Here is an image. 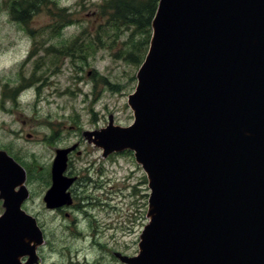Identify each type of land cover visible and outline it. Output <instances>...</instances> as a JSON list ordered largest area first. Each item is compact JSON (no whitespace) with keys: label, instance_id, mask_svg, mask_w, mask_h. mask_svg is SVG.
Segmentation results:
<instances>
[{"label":"water","instance_id":"1","mask_svg":"<svg viewBox=\"0 0 264 264\" xmlns=\"http://www.w3.org/2000/svg\"><path fill=\"white\" fill-rule=\"evenodd\" d=\"M152 29L129 96L135 122L99 135L107 152L135 150L152 190L131 261L264 264V0H159ZM74 148L57 150L54 186ZM9 164L0 264H32L43 237L34 218L12 217Z\"/></svg>","mask_w":264,"mask_h":264},{"label":"rangeland","instance_id":"2","mask_svg":"<svg viewBox=\"0 0 264 264\" xmlns=\"http://www.w3.org/2000/svg\"><path fill=\"white\" fill-rule=\"evenodd\" d=\"M18 1L0 0V157L16 153L21 160L34 165L37 179L43 181L48 176L56 148L78 144L81 154H75L71 159L72 168L80 171L90 167L88 173L92 178L116 179L118 185L130 178L129 172L133 176L128 183L136 185L139 179L144 180L143 169L136 164L132 152H121L106 160L97 147L101 140L99 135L109 129L110 115L116 126H127L134 119L128 95L136 89L141 64L130 61L127 55L117 54L125 53L131 29L116 31L106 26L101 15L103 0H51L61 12L70 13L68 20L59 18L57 12L48 10L49 5L42 4L29 25L23 26L11 15V8ZM63 22L68 23L58 30V25ZM32 30L34 36L30 33ZM82 34L84 46H74L72 55L75 57L65 56L68 50L63 49L68 48L71 38ZM138 37L140 35H135ZM98 40L104 46L99 45ZM50 47L59 51L51 52ZM32 49L34 53L30 54ZM27 55L36 56L21 66ZM49 66L51 70L46 72L51 73L47 79L49 85L41 92L44 99L33 102L36 83L19 98L14 91L21 85L20 77L23 74L30 76L35 70L39 73L40 67L39 76ZM92 69L97 71L93 76L88 73ZM99 173H103L100 178ZM117 202L120 205L119 199ZM138 203L142 212H148L142 197ZM47 218L53 233L49 237L55 242L52 252L45 249L48 263L68 264L67 249L73 254L90 242L83 241L76 233L71 236L68 232L63 233V229L56 232L55 226L66 224V220L54 219L51 215Z\"/></svg>","mask_w":264,"mask_h":264},{"label":"flooded vegetation","instance_id":"3","mask_svg":"<svg viewBox=\"0 0 264 264\" xmlns=\"http://www.w3.org/2000/svg\"><path fill=\"white\" fill-rule=\"evenodd\" d=\"M35 56L27 55L20 65L25 66ZM51 56L50 63L53 66L54 59L53 55ZM65 56L75 57V55ZM51 66L47 67L39 76L37 75L42 70L40 67H38L39 73L35 70L30 76L23 74L20 77L21 85L14 91L18 97L21 98L22 93L36 83L37 86L32 100L34 103H39L41 99H44L41 92L49 85L47 79L51 73L46 72L51 70ZM81 70H84V66ZM96 72L95 69H92L88 73L93 76ZM76 78L79 79L78 76ZM94 87L96 88V81H94ZM110 117L113 120L111 119V125L109 124V126H116L114 117L112 115ZM73 146L75 148L69 152L66 169L62 173L65 181L61 180L57 186H54L52 177L53 163L49 168L46 179L40 181L37 179L34 165L28 160H21L16 153L15 155L12 153L25 172L24 182L18 183L14 187L13 193H11L15 198V205L16 202L20 204L23 213L14 212L12 217L28 216L34 218L44 238L42 244L36 247L37 258L32 264H49V256L45 254V249H48L49 252L54 250L55 242L49 237L53 233L50 232L48 215H51L54 219L62 218L66 220V224L61 223L58 227L55 226L57 228L56 232L63 229V233L68 232L70 236L76 233L83 241L90 242L85 247L75 250L73 254L71 249H67L68 264H133L131 260L140 251V237L149 222L147 210L145 215L142 212V206L138 203L139 198L142 197L145 200V205H148L149 187L147 177L143 174L145 176L144 180L139 179L136 185L128 183L133 176L132 172L128 174L130 178L119 185L116 183V179H94L88 173L90 167L79 171L70 166L73 156L81 154L80 145L78 144L56 148L54 159L58 149ZM97 147L102 151V156L106 160L118 153L130 152L129 150L118 152L113 149L107 152L102 144H98ZM102 176L103 173H99V178ZM50 191H52L51 196L47 198ZM118 199L120 205H117ZM4 202V197L0 191V217L5 215L6 206ZM79 216L81 217L80 220ZM135 235L136 237H134ZM90 253H93L94 256L88 257L87 254ZM28 258V256H25L21 261L27 263Z\"/></svg>","mask_w":264,"mask_h":264},{"label":"trees","instance_id":"4","mask_svg":"<svg viewBox=\"0 0 264 264\" xmlns=\"http://www.w3.org/2000/svg\"><path fill=\"white\" fill-rule=\"evenodd\" d=\"M103 2L104 4L101 5V15L103 16L106 26L109 28L112 27L116 31L119 29H131L132 31L131 37L125 43V53L123 54L120 52L117 54L127 55L130 61L139 62L141 64L148 50L152 20L157 10L159 0H103ZM42 4L49 5L48 10L57 12L59 18H66L68 20V15H70V13L63 10L62 14L61 10L57 8L56 3L51 0H19L16 6L12 7L11 15L15 21L21 23L23 26H27L32 21L33 16L41 9ZM67 23L68 22H63L59 24L57 29L64 28ZM30 33L34 36L33 30L30 31ZM137 34L140 35L138 39L135 38ZM82 39L83 34L71 38L68 43V48L63 49L68 50L65 51V53L72 55L74 54V46H84L85 41ZM97 42H99V45L104 46L101 40ZM114 43L115 42H113V44ZM48 50L51 52L59 51L53 47H50ZM29 53L33 54L34 50L32 49ZM135 55L140 56L137 57Z\"/></svg>","mask_w":264,"mask_h":264},{"label":"bare ground","instance_id":"5","mask_svg":"<svg viewBox=\"0 0 264 264\" xmlns=\"http://www.w3.org/2000/svg\"><path fill=\"white\" fill-rule=\"evenodd\" d=\"M168 149H169V148H168ZM172 154L175 155L173 152H172ZM178 156H179V155H178ZM178 158H179V157H178ZM178 158H177V159H178Z\"/></svg>","mask_w":264,"mask_h":264}]
</instances>
